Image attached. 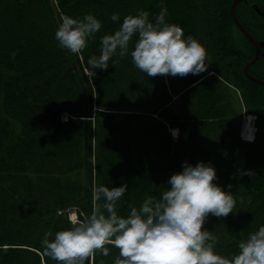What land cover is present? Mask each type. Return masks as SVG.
Listing matches in <instances>:
<instances>
[{"label":"trees","instance_id":"obj_1","mask_svg":"<svg viewBox=\"0 0 264 264\" xmlns=\"http://www.w3.org/2000/svg\"><path fill=\"white\" fill-rule=\"evenodd\" d=\"M215 1L0 0V264H264Z\"/></svg>","mask_w":264,"mask_h":264},{"label":"flooded vegetation","instance_id":"obj_2","mask_svg":"<svg viewBox=\"0 0 264 264\" xmlns=\"http://www.w3.org/2000/svg\"><path fill=\"white\" fill-rule=\"evenodd\" d=\"M235 5V18L232 5ZM216 31L225 42L216 58L221 93L228 102L224 115L231 129L242 110L255 116L253 150L264 158V0H216ZM239 137L240 131H239Z\"/></svg>","mask_w":264,"mask_h":264},{"label":"bare ground","instance_id":"obj_3","mask_svg":"<svg viewBox=\"0 0 264 264\" xmlns=\"http://www.w3.org/2000/svg\"><path fill=\"white\" fill-rule=\"evenodd\" d=\"M176 30H178V29H176ZM175 30V31H176ZM179 32V31H178ZM178 32H177V34H178ZM173 131V130H172ZM175 131V130H174ZM171 132V131H170ZM171 134H172V132H171ZM244 134H245V136H246V138L247 139H250L251 138V135H252V129H251V126L249 125V126H247V127H245V129H244ZM173 135V134H172ZM74 213V212H73Z\"/></svg>","mask_w":264,"mask_h":264},{"label":"rangeland","instance_id":"obj_4","mask_svg":"<svg viewBox=\"0 0 264 264\" xmlns=\"http://www.w3.org/2000/svg\"><path fill=\"white\" fill-rule=\"evenodd\" d=\"M176 32H178V30H176L175 33H176ZM177 36H178V34L176 33V34H175V38H177ZM248 126H249V125H248ZM172 134H173V135L176 134V131L173 130V131H172ZM177 135H178V134H177ZM71 216H74V213H72ZM162 250H165V251H166V250H168V249H167V247L164 245V246L162 247ZM176 256H177L176 259H178V258H179V257H178L179 255L177 254Z\"/></svg>","mask_w":264,"mask_h":264}]
</instances>
